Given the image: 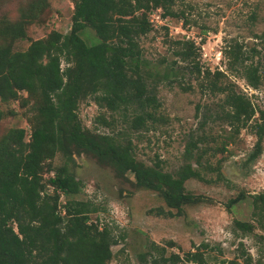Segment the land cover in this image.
Instances as JSON below:
<instances>
[{"label": "trees", "instance_id": "16d2710c", "mask_svg": "<svg viewBox=\"0 0 264 264\" xmlns=\"http://www.w3.org/2000/svg\"><path fill=\"white\" fill-rule=\"evenodd\" d=\"M184 2L76 0L68 33L50 31L45 37L30 40L24 50L0 43V100L16 99L18 92L24 91L26 96L21 98V104L25 106L31 101L32 113L28 117L31 127L27 139L22 127L9 128L0 136V264H108L113 257L111 246L118 238L112 227L90 219V213L97 211L92 202L71 197L80 192L82 182L66 163L52 168L46 162L58 152L69 161L75 153H88L120 177L130 172L136 187L160 194L169 210L158 208V213L169 216L174 214L171 209L179 214L184 204L195 201L184 187L187 179L205 183L225 179L220 159L215 178L204 177L189 162L172 174L163 171L159 161L147 165L137 160L130 140L123 141L124 132L107 134L82 129L76 114L79 100L91 97L98 108L110 112V119L104 115L96 118V123L104 127L110 128L116 121L113 114L119 113L127 129H147L148 123L163 121L157 83L170 77L178 81L187 72L205 95L217 98L214 117L225 122L231 133L249 127L255 135L253 149L245 161L259 156L264 113L226 79L228 73L240 69L250 86L260 84L258 67L241 45L225 48L224 70H210L200 64L193 40L177 39L173 42V54L183 64L174 66L178 62L171 60L161 74L149 78L139 44L140 37L153 28L149 13L159 9L161 17L183 18L186 22L183 10L174 8ZM87 27L95 34L91 43L80 36ZM4 32L12 39L25 37L21 26L5 27ZM62 60L66 62L64 68ZM208 114H213L210 105L205 106V123ZM200 140L185 147L186 158ZM216 150V145L207 144L205 135L203 151L214 154ZM205 166L211 169L210 164ZM45 172L52 174L45 179ZM61 196H66L64 202ZM243 198L240 192L228 200L227 206ZM252 205V214L264 226V194L254 195ZM168 244L176 245L172 241ZM208 248L207 243H202L195 250L168 253L165 246L153 243L155 254L146 251L138 257L144 264H208ZM243 261L264 264L262 258L253 262L248 253ZM226 264L237 262L229 260Z\"/></svg>", "mask_w": 264, "mask_h": 264}, {"label": "rangeland", "instance_id": "374dc122", "mask_svg": "<svg viewBox=\"0 0 264 264\" xmlns=\"http://www.w3.org/2000/svg\"><path fill=\"white\" fill-rule=\"evenodd\" d=\"M75 1L0 0V43L10 44L14 50H24L30 40L45 37L50 31L68 33ZM174 8L183 10L186 22L183 18L161 17V10H152L149 18L153 28L139 39L149 78L161 74L171 60L178 62L173 54L176 48L173 42L177 39L193 40L198 47L200 64L210 70H224L225 48L238 43L257 65L260 84L255 88L250 86L240 69L228 73L226 79L264 113V0H185ZM17 26L23 27L24 38L12 39L4 32L5 27ZM80 36L87 43L95 40L94 31L89 27ZM180 64L183 63L179 61L174 66ZM65 66L62 60L61 67ZM173 78L157 83L156 96L163 121L148 123L147 129H127L119 113L113 114L116 121L110 128L96 123L100 115L110 119L111 114L98 108L91 97L78 101L76 114L80 126L88 132H124L123 141L130 140L137 160L147 165L159 161L162 170L172 174L189 162L204 177L215 178V167L220 159L225 179L211 183L187 179L184 187L195 201L184 204L179 214L175 209H171L173 216L159 214L158 208L169 210L159 193L136 187L130 172L117 176L88 153H75L74 161H69L58 152L46 162L52 168L66 163L82 182L80 192L71 197L92 202L97 211L90 213V219L112 227L118 241L111 246L113 257L108 264H144L138 254L146 251L155 254L153 243L165 246L168 253L180 254L207 243L208 264H226L229 260L244 264L246 253L253 262L258 258L264 261V226L252 214L253 196L264 194V137L259 156L246 162L256 140L250 128L231 133L225 122L214 117L217 98L205 95L187 72L178 81ZM25 96L26 92L19 91L16 99L0 100V136L9 128L22 127L27 139L31 127L28 117L32 113L31 101L25 106L21 104ZM209 105L213 114H208L205 123V106ZM258 117L256 113L255 118ZM205 135L208 145L218 147L214 154L203 151ZM198 138L201 140L197 148L193 147L191 156L186 158L185 147ZM205 163L210 164L211 169ZM50 174L52 172H45L43 176L46 179ZM240 192L244 198L227 206L228 200ZM65 199L66 196H61V202ZM169 241L176 245L169 246Z\"/></svg>", "mask_w": 264, "mask_h": 264}]
</instances>
